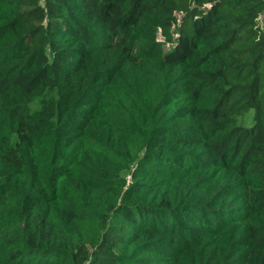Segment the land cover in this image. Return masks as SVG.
Segmentation results:
<instances>
[{
	"label": "trees",
	"instance_id": "16d2710c",
	"mask_svg": "<svg viewBox=\"0 0 264 264\" xmlns=\"http://www.w3.org/2000/svg\"><path fill=\"white\" fill-rule=\"evenodd\" d=\"M260 14L0 0V264H264Z\"/></svg>",
	"mask_w": 264,
	"mask_h": 264
},
{
	"label": "rangeland",
	"instance_id": "374dc122",
	"mask_svg": "<svg viewBox=\"0 0 264 264\" xmlns=\"http://www.w3.org/2000/svg\"><path fill=\"white\" fill-rule=\"evenodd\" d=\"M258 20H259V24H260V26H263V23H264V14H260L259 16H258ZM158 39L159 40H161V41H163V38L161 37V36H158ZM169 47V44L167 43V42H164V44H163V48L164 49H167ZM38 104H39V101H38V99H35L34 101H32L31 103H30V107L31 108H36L37 106H38Z\"/></svg>",
	"mask_w": 264,
	"mask_h": 264
}]
</instances>
